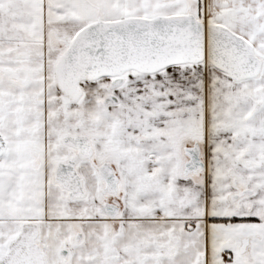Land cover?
I'll use <instances>...</instances> for the list:
<instances>
[{"label": "snow or ice", "instance_id": "1", "mask_svg": "<svg viewBox=\"0 0 264 264\" xmlns=\"http://www.w3.org/2000/svg\"><path fill=\"white\" fill-rule=\"evenodd\" d=\"M0 264H264V0H0Z\"/></svg>", "mask_w": 264, "mask_h": 264}]
</instances>
